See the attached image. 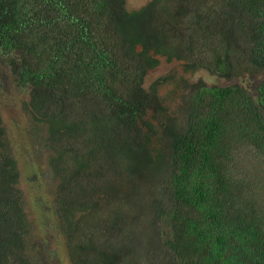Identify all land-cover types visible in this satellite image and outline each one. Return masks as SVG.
<instances>
[{
    "label": "trees",
    "instance_id": "trees-1",
    "mask_svg": "<svg viewBox=\"0 0 264 264\" xmlns=\"http://www.w3.org/2000/svg\"><path fill=\"white\" fill-rule=\"evenodd\" d=\"M261 74L264 0H0V99L70 264H264ZM22 176L0 104V264H45Z\"/></svg>",
    "mask_w": 264,
    "mask_h": 264
},
{
    "label": "rangeland",
    "instance_id": "rangeland-1",
    "mask_svg": "<svg viewBox=\"0 0 264 264\" xmlns=\"http://www.w3.org/2000/svg\"><path fill=\"white\" fill-rule=\"evenodd\" d=\"M149 1L150 0H127L128 8L130 10L138 9L147 4ZM182 69L183 66L180 62H173L169 64L162 60L161 65L156 70L149 73L147 85L151 84L160 77L170 76L172 74H177V76H179L180 73H182ZM194 77L197 79L202 78L209 84L225 83V80L223 81L207 72H200L195 74ZM263 77L264 74H261L253 79L260 80ZM248 80L249 77H244L242 79V83L247 85ZM234 82L239 81L234 80ZM5 86L6 87H3L2 91L3 96L0 99L1 111L4 115L5 124L8 127L10 137L14 144V152L19 160L21 170L23 172L22 187L26 193L29 194L27 197V209L29 218L35 226L33 235L34 248L37 251V254L42 256V263L46 264L47 262L48 264H70L65 248V241L58 232L59 221L56 219V216L53 213H50V210H48V208L51 207V203H49V201L52 199V195L48 194V188H46L44 192H42L44 201H46V203L44 206H42L43 204L39 206L37 202L38 197L41 195V189L34 191L33 185L26 181L28 175H32L34 172L40 174L46 170L45 158L39 160L38 162L35 161L31 168L26 169L24 163H26L25 156L27 154H25L24 151L28 147V142L26 141L24 135L26 134L25 128L27 127V123L26 118L22 115L20 109L21 97L16 95L14 92H11L10 89H8V87H10L9 85L5 84ZM169 91V88H163L161 90V95L167 98ZM171 103L172 102H169V104L174 107L175 103H173V105ZM245 169H250L247 161L245 162ZM242 170L243 169H240V174ZM48 183L51 184L50 180H48ZM43 217L46 218V221Z\"/></svg>",
    "mask_w": 264,
    "mask_h": 264
},
{
    "label": "flooded vegetation",
    "instance_id": "flooded-vegetation-1",
    "mask_svg": "<svg viewBox=\"0 0 264 264\" xmlns=\"http://www.w3.org/2000/svg\"><path fill=\"white\" fill-rule=\"evenodd\" d=\"M46 264H48V263L46 262Z\"/></svg>",
    "mask_w": 264,
    "mask_h": 264
}]
</instances>
